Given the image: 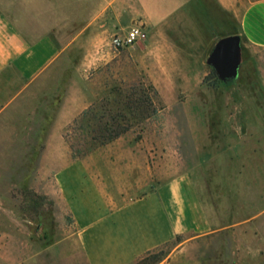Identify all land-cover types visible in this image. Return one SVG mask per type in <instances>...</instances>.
<instances>
[{"label":"crops","instance_id":"1","mask_svg":"<svg viewBox=\"0 0 264 264\" xmlns=\"http://www.w3.org/2000/svg\"><path fill=\"white\" fill-rule=\"evenodd\" d=\"M134 27L147 33L132 59L148 79L201 80L220 36L264 48V0H0V119L65 63L76 78L111 63V38ZM146 141L123 135L54 174L86 264H136L173 244L157 264H222L223 230L184 175L153 164ZM251 226L234 227L237 264H264V235Z\"/></svg>","mask_w":264,"mask_h":264},{"label":"rangeland","instance_id":"2","mask_svg":"<svg viewBox=\"0 0 264 264\" xmlns=\"http://www.w3.org/2000/svg\"><path fill=\"white\" fill-rule=\"evenodd\" d=\"M114 38L111 63L83 78L65 63L0 119V264H86L54 174L100 147L82 122L91 108L94 128L105 109L124 114L121 124L131 126L125 135L147 140L153 164L191 182L195 206L223 230L216 237L222 264H237L235 225L250 222L264 235V48L242 43L239 76L229 82L214 81L208 64L201 80H150L132 59L134 45L115 50ZM141 90L164 93L146 121L128 108L143 98ZM173 245L136 264L158 263Z\"/></svg>","mask_w":264,"mask_h":264},{"label":"trees","instance_id":"3","mask_svg":"<svg viewBox=\"0 0 264 264\" xmlns=\"http://www.w3.org/2000/svg\"><path fill=\"white\" fill-rule=\"evenodd\" d=\"M212 79L214 81H219V78L214 70L211 71ZM207 77L204 79V83H206ZM154 97L152 98V96ZM141 94L143 98L141 99H135V107L132 108L133 102L131 101V105L128 106L130 110L131 117H135L137 113L142 116L143 120H149L152 118L156 113L157 109L155 107L156 100L158 98V92L157 90H141ZM137 94H131L129 97H134ZM133 99V98H132ZM155 100V101H154ZM146 105L144 106V110L139 107L140 104ZM94 109L91 108V110L84 113L82 117V122H87V127H91L92 133H93V141L97 142L99 146L106 145L108 143L113 142L114 140L120 138L121 136L125 135L127 132L130 131L131 126L128 124H121V121H124L127 119V117L124 114L118 113L117 115H114L110 109H105L104 112L101 114V117H99V121L102 123L99 126H96L94 128L92 122L94 119H96V116L94 114ZM105 120V121H104ZM94 151V150H93ZM92 152V151H90ZM89 152V153H90ZM178 241H181V237H178ZM165 256V253L163 254V257ZM162 257V259H163ZM161 259V260H162ZM160 260V261H161ZM159 261V262H160ZM157 264V263H156Z\"/></svg>","mask_w":264,"mask_h":264},{"label":"water","instance_id":"4","mask_svg":"<svg viewBox=\"0 0 264 264\" xmlns=\"http://www.w3.org/2000/svg\"><path fill=\"white\" fill-rule=\"evenodd\" d=\"M241 62L242 37L240 35H229L219 39L207 59V64L215 70L223 82L238 78Z\"/></svg>","mask_w":264,"mask_h":264},{"label":"built area","instance_id":"5","mask_svg":"<svg viewBox=\"0 0 264 264\" xmlns=\"http://www.w3.org/2000/svg\"><path fill=\"white\" fill-rule=\"evenodd\" d=\"M147 38V33L141 27L132 28L124 37H115L112 46L115 50H122L135 45L141 40Z\"/></svg>","mask_w":264,"mask_h":264}]
</instances>
